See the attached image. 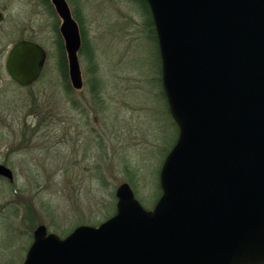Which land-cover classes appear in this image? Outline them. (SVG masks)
<instances>
[{"label":"water","instance_id":"95a60500","mask_svg":"<svg viewBox=\"0 0 264 264\" xmlns=\"http://www.w3.org/2000/svg\"><path fill=\"white\" fill-rule=\"evenodd\" d=\"M146 1L179 127L162 195L148 210L124 183L115 215L66 238L40 226L23 264H264V0ZM51 2L71 84L82 90L80 26L67 0ZM47 58L38 43L20 41L8 73L29 87ZM0 176L15 180L3 164Z\"/></svg>","mask_w":264,"mask_h":264},{"label":"rangeland","instance_id":"374dc122","mask_svg":"<svg viewBox=\"0 0 264 264\" xmlns=\"http://www.w3.org/2000/svg\"><path fill=\"white\" fill-rule=\"evenodd\" d=\"M67 2L82 35V90L72 86L69 68L65 75L62 20L51 0H0V54L21 38L48 52L43 77L27 88L9 78L0 57V163L15 175L14 182L0 177V264H20L40 224L62 238L100 225L115 214L124 183L153 209L179 136L142 1ZM46 128L57 139L42 137ZM29 130L34 136L26 139Z\"/></svg>","mask_w":264,"mask_h":264},{"label":"flooded vegetation","instance_id":"af4514ba","mask_svg":"<svg viewBox=\"0 0 264 264\" xmlns=\"http://www.w3.org/2000/svg\"><path fill=\"white\" fill-rule=\"evenodd\" d=\"M150 13H151V11H150ZM0 14L2 15V19H1V21H0V25H2L3 24V20H4V13L3 12H1L0 11ZM150 17V16H149ZM151 20H152V22H153V34H155V37L157 38V33H156V29H155V24H154V20H153V17H152V14H151ZM80 26V25H79ZM81 32V31H80ZM82 36V35H81ZM24 40H27V41H32V42H36V43H38L39 45H41L39 42H37L35 39H32V38H21V39H19V40H17L15 43H13L11 46L9 45V46H7V48L5 49V54H0V57H5V62H4V67H5V70H6V72H7V74H8V76H9V78L15 83V84H17V85H19V86H21L20 84H18L16 81H14L11 77H10V75H9V73H8V69H7V63H8V59H9V56H10V52H11V49L17 44V43H19L20 41H24ZM157 42H158V39H157ZM42 46V45H41ZM43 47V46H42ZM46 50V49H45ZM47 51V50H46ZM47 55H48V52H47ZM48 59V58H47ZM47 62V61H46ZM45 66H46V64H45ZM44 69H45V67H44ZM43 75H44V70H43V72H42V74H41V76H40V78L38 79V81L37 82H39L40 81V79L43 77ZM36 82V83H37ZM36 83H34L33 85H35ZM33 85H31V86H29V87H32ZM23 87H26V86H23ZM27 88V87H26ZM75 89V88H74ZM21 119H13L12 121H20ZM20 125H21V123H20ZM11 126H14V124H8L7 125V127L9 128V130H8V132H9V135H12V131L10 130V127ZM22 126H26V123H22ZM47 129V131L45 132V133H43L42 134V137H46V139H48V137H49V135H50V137L51 138H56L57 139V137L56 136H54V132H55V134H56V131H55V129H53V128H51V129H49V128H46ZM39 130V127H36V128H34V131H38ZM21 131H22V133L23 132H25L26 131V129L25 128H23V129H21ZM72 131H73V127L71 128V127H69V132H70V135H71V133H72ZM49 133H51V134H49ZM25 137H27L26 139H28V137H29V135H32V136H34V133H30V130L28 131V134H23ZM15 136H17L16 134H15ZM22 140V139H21ZM23 141V140H22ZM25 141H27V140H25ZM1 164V163H0ZM3 164V163H2ZM3 165H5V166H7L8 168H10L9 166H11V164L9 163V162H7L6 164H3ZM11 169V168H10ZM12 170V169H11ZM13 171V170H12ZM14 173V172H13ZM42 225H44V224H40V225H38L37 226V228L34 230V233H33V241H32V243H31V245H30V247L32 246V244L34 243V240H35V231L40 227V226H42ZM45 227H46V229H47V232H48V234H51V233H53V232H50L49 231V229H48V226H46V225H44ZM81 226V225H80ZM75 230V229H74ZM73 230V231H74ZM72 231V232H73ZM71 232V233H72ZM71 233H69V234H71ZM68 234V235H69ZM67 235V236H68ZM66 236V237H67ZM66 237H63V238H66ZM62 238V237H61ZM30 247H29V249H30ZM29 249H28V251H29ZM28 251H27V253H26V255H25V258H24V260L20 263V264H23L24 262H25V260H26V257H27V254H28Z\"/></svg>","mask_w":264,"mask_h":264},{"label":"trees","instance_id":"16d2710c","mask_svg":"<svg viewBox=\"0 0 264 264\" xmlns=\"http://www.w3.org/2000/svg\"><path fill=\"white\" fill-rule=\"evenodd\" d=\"M140 1H142V4L144 5V7L146 8V10H147V12H148V15L150 16L149 18H150V20H151V13H150V8H149V6H148V4H147V2H146V0H140ZM151 26L153 27L154 25H153V22H152V20H151ZM154 38L156 39V42H157V38L155 37V34H154ZM157 44H158V42H157ZM63 49V51H64V48H62ZM65 52H63V54H64ZM159 53H160V51H159ZM160 61H161V57H160ZM64 70H65V75L68 77V64H67V60H66V57H64ZM161 70H162V66H161ZM174 125H175V127H177V131L179 132V127H178V125L176 124V122L174 121ZM178 139V138H177ZM177 141V140H176ZM116 213V212H115Z\"/></svg>","mask_w":264,"mask_h":264}]
</instances>
